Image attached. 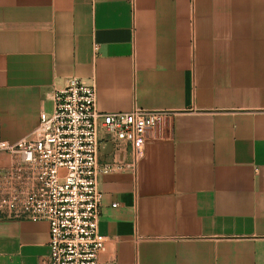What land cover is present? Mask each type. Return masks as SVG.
<instances>
[{"label": "crops", "instance_id": "obj_1", "mask_svg": "<svg viewBox=\"0 0 264 264\" xmlns=\"http://www.w3.org/2000/svg\"><path fill=\"white\" fill-rule=\"evenodd\" d=\"M72 78L99 113H167L135 174L98 178L99 264H264V0H0V142ZM47 242L0 218V264H45Z\"/></svg>", "mask_w": 264, "mask_h": 264}, {"label": "built area", "instance_id": "obj_2", "mask_svg": "<svg viewBox=\"0 0 264 264\" xmlns=\"http://www.w3.org/2000/svg\"><path fill=\"white\" fill-rule=\"evenodd\" d=\"M50 115L16 143L0 142L11 161L0 170V218L45 222V264H99L104 238L98 233L99 176L135 174L144 137L167 113L133 108L102 114L96 91L72 78L51 92ZM113 146L112 158L98 163L100 143ZM128 148V161L118 158Z\"/></svg>", "mask_w": 264, "mask_h": 264}]
</instances>
